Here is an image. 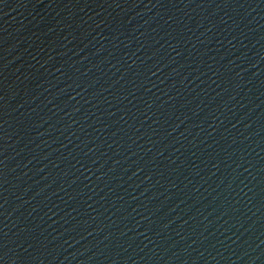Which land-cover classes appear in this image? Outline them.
<instances>
[{"label": "water", "instance_id": "water-1", "mask_svg": "<svg viewBox=\"0 0 264 264\" xmlns=\"http://www.w3.org/2000/svg\"><path fill=\"white\" fill-rule=\"evenodd\" d=\"M0 264H264V0H0Z\"/></svg>", "mask_w": 264, "mask_h": 264}]
</instances>
